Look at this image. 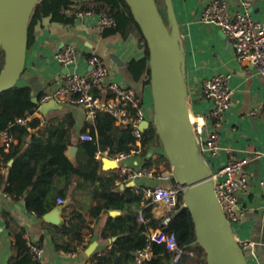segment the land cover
Segmentation results:
<instances>
[{
	"label": "crops",
	"instance_id": "0c3cea01",
	"mask_svg": "<svg viewBox=\"0 0 264 264\" xmlns=\"http://www.w3.org/2000/svg\"><path fill=\"white\" fill-rule=\"evenodd\" d=\"M211 0H174L175 10L181 26L186 50V71L189 92V103L193 116H206L205 136L213 130V122L209 113L213 101L203 96L202 83L217 73H231L230 84L234 89L230 107L223 114L220 127L221 150L212 158V168L215 170L224 165L232 156L246 159L243 171L247 173L246 187L239 192L237 213L239 218L233 222V230L239 241L250 240L255 243L254 252H247L252 264H264V76L250 66L241 64L233 43L226 37L222 29L202 18V10ZM231 12L241 8V0H227ZM253 14L257 19H264V0H255ZM100 14L94 13L76 17L70 24L53 22L49 17L39 21L33 31V39L28 46L26 67L19 85H29L32 95L39 97L42 93L52 90L65 79L70 68L86 72L90 66L85 55L100 54L109 67V79L118 80L135 87L142 95L147 112L153 111L151 86L145 79L137 80L129 68L132 59L144 56V46L135 36L123 38L120 34L102 35L99 24ZM67 44H74L79 49V60L69 67L61 64L56 54ZM71 112L74 125L72 128L71 144L66 154L77 164L81 156L79 144L83 141L81 134L85 127L95 122V118L87 117L83 108L72 105H61L47 112L37 111L34 117L44 122L57 114ZM117 124H119L117 122ZM89 128V127H88ZM37 132L38 128H33ZM16 140L15 143H17ZM8 151V150H7ZM256 151L261 154L256 156ZM101 168L99 174L111 177L118 174L120 164L140 166L145 158L134 154L129 159L118 162L109 150L99 151ZM155 152L156 154H153ZM162 149L153 148L149 156L157 157ZM164 153V152H163ZM14 159L8 164L12 165ZM161 169L167 168L164 163ZM8 174V170H6ZM81 177L76 175L67 192V184L63 185L66 200L60 203L57 197V211L61 219L60 224L48 222L43 216L30 211L24 197H9L3 187L0 188V264H8L17 254L15 246L16 235L24 230L29 241L42 248L43 264H87L91 263V255H102L106 249L117 247L119 235H114L108 229L111 218L125 215L127 210L106 209L102 198L95 196L98 182L79 184ZM147 180H140L137 184H145ZM115 189L124 192L133 182L123 184L120 177L115 180ZM62 188V187H61ZM103 206L99 215L95 208ZM55 209V208H54ZM78 210L85 216L83 234L89 232L91 236L84 250L70 252L66 246L74 247L76 240L57 229L73 211ZM113 210H118L115 213ZM153 212L162 219L165 211L162 206L154 205ZM140 220V219H139ZM106 229V230H105ZM155 229L150 227L149 234ZM105 231L108 235H105ZM97 241V246L91 255L87 254L88 247ZM60 245V247H59ZM66 245V246H64ZM74 253V254H71ZM134 264V260H123L120 264Z\"/></svg>",
	"mask_w": 264,
	"mask_h": 264
},
{
	"label": "trees",
	"instance_id": "16d2710c",
	"mask_svg": "<svg viewBox=\"0 0 264 264\" xmlns=\"http://www.w3.org/2000/svg\"><path fill=\"white\" fill-rule=\"evenodd\" d=\"M156 1L159 6L160 2L165 0ZM76 5L114 18V24L102 28L103 36L120 34L123 38H128L133 35L143 43L144 56L132 59L128 65L137 80L143 77L145 82L150 84L149 48L126 0H40L31 16L29 44L33 39L35 25L44 18L49 17L53 22L64 24L73 23L77 16L67 10H73ZM162 15L168 24L167 16L163 13ZM4 63L5 52L0 50V68ZM95 93L102 94L99 91ZM40 96L38 100H34L31 86L19 84L0 93V133L7 130L18 140L17 143H12L8 151L0 145V188L3 187L10 197H24L30 211L44 216L57 207V197L65 195L63 185L67 184L68 192L76 175L85 182H98L95 196L104 200V207L127 210V213L111 218L108 226L112 234L119 235L117 247L106 249L102 255L92 254L91 264H120L123 260H134V264H137L136 251L148 244L152 245L153 256L145 264H208L207 254L197 242L195 224L182 195L170 221L164 227L167 232L175 233L183 251L180 260L173 263V252L168 251L165 244L149 238L150 227L162 226V220L153 212L155 203L146 199L142 193H137L133 186L127 187L124 192L116 190L114 183L116 178L120 177L119 173L108 178L99 174L101 161L96 154L104 150H109L110 155L115 156L119 152H129L137 148L145 158V165L154 167L157 171L161 170V163L169 168L171 164L165 153H158L156 158L149 156L153 148L163 149L154 123L143 131L141 146H137L133 124H117L112 113L98 112L95 122L85 127L83 132H90L94 139L80 142L81 156L75 164L66 154L71 144L74 125L72 113L57 114L42 122L41 118L34 117L39 108ZM18 118H25L27 122L19 123ZM33 128H38V131L32 132ZM10 159H14L12 165L8 164ZM81 179L78 185H82ZM173 183H176L174 178ZM104 207H96L95 214L99 215ZM139 215H142L144 220H139ZM84 227L85 216L78 210H73L66 220L57 226V229L76 240L74 247L64 245L70 252L77 251L84 241ZM105 235H108L106 231ZM29 242L24 230L17 233V254L8 264H43L41 258L36 257L32 251Z\"/></svg>",
	"mask_w": 264,
	"mask_h": 264
},
{
	"label": "built area",
	"instance_id": "2783aa9c",
	"mask_svg": "<svg viewBox=\"0 0 264 264\" xmlns=\"http://www.w3.org/2000/svg\"><path fill=\"white\" fill-rule=\"evenodd\" d=\"M254 1L241 0V8L231 12L227 0H211L206 3L202 10V18L222 29L226 37L233 43L241 64L256 68L264 76V19L254 17ZM67 12H74L77 17L96 13L92 10L82 9L80 5H76L73 10L68 9ZM99 24L102 28L110 26L114 24V18L107 14H100ZM79 56V49L74 44L65 45L56 54L57 60L66 67L76 64ZM85 60L90 66V70L83 72L69 67L63 82L40 96L38 111H41V105L48 101H55L59 106H79L83 108L89 118H95L100 111H108L115 116L119 124H133L134 134L137 138L136 144L141 146L144 130L140 128V124L145 119L153 120V111L147 112L143 97L135 87L118 80L109 79V67L100 54L94 52L86 54ZM231 76V73H217L202 83L203 96L211 99L214 103L209 113L214 125L213 130L205 136L206 116H194L193 120L201 149L210 165L212 158L218 155L221 150L220 127L223 114L230 107L234 92L230 84ZM95 91L102 92V94L95 93ZM17 121L24 124L27 119L18 118ZM81 139L93 140L94 136L90 132H85L81 134ZM13 142H16V139L9 131L0 133V145L7 150ZM137 153L139 150L133 148L129 152H119L114 157L118 162H122ZM260 154V151H256V156ZM96 157L100 158L101 152H98ZM246 163V159H237L232 156L221 167L215 170L212 168L218 199L231 223L239 218L237 213L238 195L248 182L247 173L243 171ZM118 173L121 183L133 182L137 193H142L146 199H150L152 203L163 207L165 214L161 219L162 226L153 229L149 238L152 241L165 244L167 250L174 254L172 262L177 263L183 251L175 233L167 232L164 229L177 208L180 195H182V187L177 182L173 183L172 167L157 171L154 167L145 164L136 167L120 164ZM140 180H147L148 182L138 185L137 182ZM58 201L64 203L66 200L60 197ZM139 219L144 220L142 215H139ZM90 236L91 233L89 232L78 246V250L86 248ZM29 243L36 257L42 258V248L35 246L31 241ZM240 243L246 254L248 251L251 255L255 254L253 241L244 240ZM152 256L153 248L151 244H148L136 251L135 259L137 264H145Z\"/></svg>",
	"mask_w": 264,
	"mask_h": 264
},
{
	"label": "water",
	"instance_id": "95a60500",
	"mask_svg": "<svg viewBox=\"0 0 264 264\" xmlns=\"http://www.w3.org/2000/svg\"><path fill=\"white\" fill-rule=\"evenodd\" d=\"M39 1L0 0V50L5 52V63L0 68V93L18 85L25 71L30 20ZM126 2L150 53L154 117L153 120L145 119L140 128L145 130L152 122L156 125L208 264H249L246 251L218 199L213 169L204 156L191 119L186 50L174 0H165L168 24L156 0ZM34 100H38L37 97ZM56 108L59 105L55 101L40 107L42 112ZM43 217L54 224L61 222L57 208ZM96 246L97 241L88 247L87 254L91 255Z\"/></svg>",
	"mask_w": 264,
	"mask_h": 264
},
{
	"label": "rangeland",
	"instance_id": "374dc122",
	"mask_svg": "<svg viewBox=\"0 0 264 264\" xmlns=\"http://www.w3.org/2000/svg\"><path fill=\"white\" fill-rule=\"evenodd\" d=\"M159 7H160V10L162 11V13H163L165 16H167V7H166V3H165V1H161L160 4H159ZM167 18H168V17H167ZM150 98H151V100H152V102H153L152 93H151ZM191 117H192V119L194 120V117H193L192 114H191ZM162 150H163V152H164V148H163ZM164 166H165V164H164ZM170 167H171V165H170ZM170 167H169V168H170ZM248 261H249V264H252V259H248Z\"/></svg>",
	"mask_w": 264,
	"mask_h": 264
},
{
	"label": "bare ground",
	"instance_id": "6f19581e",
	"mask_svg": "<svg viewBox=\"0 0 264 264\" xmlns=\"http://www.w3.org/2000/svg\"><path fill=\"white\" fill-rule=\"evenodd\" d=\"M194 117V116H193ZM191 119H192V117H191ZM192 121H193V119H192Z\"/></svg>",
	"mask_w": 264,
	"mask_h": 264
}]
</instances>
